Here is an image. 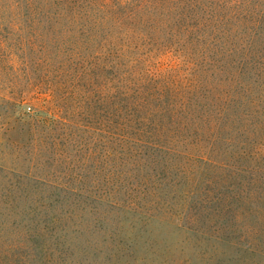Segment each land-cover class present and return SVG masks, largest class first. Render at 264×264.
Instances as JSON below:
<instances>
[{
	"label": "rangeland",
	"instance_id": "obj_1",
	"mask_svg": "<svg viewBox=\"0 0 264 264\" xmlns=\"http://www.w3.org/2000/svg\"><path fill=\"white\" fill-rule=\"evenodd\" d=\"M156 47L128 69L185 67L178 48ZM110 51L91 59L89 96L42 55L0 67V264H264V211L216 204L231 179L155 151L109 114Z\"/></svg>",
	"mask_w": 264,
	"mask_h": 264
},
{
	"label": "trees",
	"instance_id": "obj_2",
	"mask_svg": "<svg viewBox=\"0 0 264 264\" xmlns=\"http://www.w3.org/2000/svg\"><path fill=\"white\" fill-rule=\"evenodd\" d=\"M148 45L178 48L185 67L128 69ZM108 48L106 99L122 129L172 159L214 164L232 180L218 183L220 207L264 211V0H0V67L42 55L89 96L91 59Z\"/></svg>",
	"mask_w": 264,
	"mask_h": 264
},
{
	"label": "built area",
	"instance_id": "obj_3",
	"mask_svg": "<svg viewBox=\"0 0 264 264\" xmlns=\"http://www.w3.org/2000/svg\"><path fill=\"white\" fill-rule=\"evenodd\" d=\"M30 108V107H29Z\"/></svg>",
	"mask_w": 264,
	"mask_h": 264
}]
</instances>
